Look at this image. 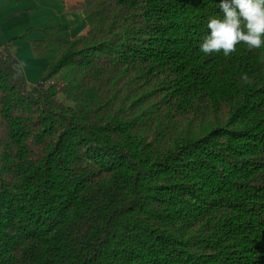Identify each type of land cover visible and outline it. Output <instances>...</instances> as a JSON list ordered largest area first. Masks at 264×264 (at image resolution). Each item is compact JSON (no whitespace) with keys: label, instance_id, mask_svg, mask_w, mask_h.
Returning <instances> with one entry per match:
<instances>
[{"label":"trees","instance_id":"16d2710c","mask_svg":"<svg viewBox=\"0 0 264 264\" xmlns=\"http://www.w3.org/2000/svg\"><path fill=\"white\" fill-rule=\"evenodd\" d=\"M219 3L85 0L36 84L0 47V264H264V46L200 52Z\"/></svg>","mask_w":264,"mask_h":264},{"label":"crops","instance_id":"0c3cea01","mask_svg":"<svg viewBox=\"0 0 264 264\" xmlns=\"http://www.w3.org/2000/svg\"><path fill=\"white\" fill-rule=\"evenodd\" d=\"M47 28L57 30L62 46L84 34L85 0H0V47L12 43L30 84H36L50 66V60L32 48Z\"/></svg>","mask_w":264,"mask_h":264},{"label":"clouds","instance_id":"9594fccd","mask_svg":"<svg viewBox=\"0 0 264 264\" xmlns=\"http://www.w3.org/2000/svg\"><path fill=\"white\" fill-rule=\"evenodd\" d=\"M218 7L223 15L208 19L209 31L199 45L200 52L206 56L222 52L229 57L241 42L248 51L264 46V0H220ZM241 80L251 83L246 73Z\"/></svg>","mask_w":264,"mask_h":264}]
</instances>
